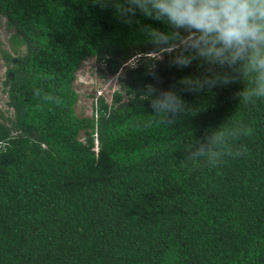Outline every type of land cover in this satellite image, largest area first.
<instances>
[{"label": "trees", "instance_id": "obj_1", "mask_svg": "<svg viewBox=\"0 0 264 264\" xmlns=\"http://www.w3.org/2000/svg\"><path fill=\"white\" fill-rule=\"evenodd\" d=\"M122 10L123 0H0L13 110L0 120V264H264L257 73L185 92L182 78L211 75L207 65H173L140 31L167 25ZM87 57L118 87L79 115ZM150 84L178 92L183 110L157 114Z\"/></svg>", "mask_w": 264, "mask_h": 264}, {"label": "clouds", "instance_id": "obj_2", "mask_svg": "<svg viewBox=\"0 0 264 264\" xmlns=\"http://www.w3.org/2000/svg\"><path fill=\"white\" fill-rule=\"evenodd\" d=\"M138 14L167 25L168 31L151 24L141 25L140 31L156 49L171 50L173 65H207L211 75L182 78L185 92L200 91L206 84L234 83L237 75L255 72L260 87L254 94L264 97V0H123L121 15ZM150 67L148 74L155 76V65ZM143 95L151 98L157 114L175 115L184 108L182 96L174 90L150 84ZM241 95L248 98L253 92Z\"/></svg>", "mask_w": 264, "mask_h": 264}, {"label": "rangeland", "instance_id": "obj_3", "mask_svg": "<svg viewBox=\"0 0 264 264\" xmlns=\"http://www.w3.org/2000/svg\"><path fill=\"white\" fill-rule=\"evenodd\" d=\"M12 29L7 25L6 18L0 15V47L10 49L9 36ZM154 54V53H152ZM134 59L129 64L134 63ZM5 64L0 56V120L13 113L12 107L7 103V93L3 89ZM74 87L78 92L76 112L79 115H91L94 110V102L97 96L103 95L108 101L111 100L113 89L118 87L117 75L101 77L97 70V62L94 57H87L76 71Z\"/></svg>", "mask_w": 264, "mask_h": 264}]
</instances>
